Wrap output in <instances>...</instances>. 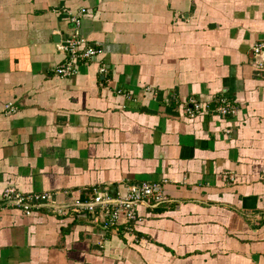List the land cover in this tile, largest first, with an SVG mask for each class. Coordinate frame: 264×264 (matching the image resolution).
Instances as JSON below:
<instances>
[{"label":"crops","instance_id":"1","mask_svg":"<svg viewBox=\"0 0 264 264\" xmlns=\"http://www.w3.org/2000/svg\"><path fill=\"white\" fill-rule=\"evenodd\" d=\"M73 29L100 52L61 77ZM258 42L264 0H0V264H264ZM145 182L136 222L74 210Z\"/></svg>","mask_w":264,"mask_h":264},{"label":"built area","instance_id":"2","mask_svg":"<svg viewBox=\"0 0 264 264\" xmlns=\"http://www.w3.org/2000/svg\"><path fill=\"white\" fill-rule=\"evenodd\" d=\"M86 9H82L77 15L72 16V21L79 24L80 20L78 15H82ZM59 50L65 54V59L55 69V72L61 77L75 76L78 72L79 63L89 61L91 58L99 54V50L87 46L84 39L80 37L77 30L73 29L72 32L61 41ZM252 54L255 64L259 69H264V42H258L252 47ZM217 112L221 116L233 115L236 108L231 101L221 96L218 98ZM191 106L187 109L190 116L199 112L202 104L195 99H191ZM8 112L13 111L14 108L9 104L6 106ZM52 196L49 193H31L25 194L18 191L15 187L9 186L4 189L1 200L9 202L12 205L21 207L23 210L30 211L33 204H38L43 201H51ZM162 193L158 184L142 183L139 187H133L125 198H122L118 203L110 209L109 205L104 202L101 195L96 196L90 202L80 203L74 209L76 212H82L87 209L88 212H93L97 204H100L106 218L103 220L105 228H111L118 225L121 219L124 218L125 224L129 222H136L140 214H138V203L160 202Z\"/></svg>","mask_w":264,"mask_h":264}]
</instances>
